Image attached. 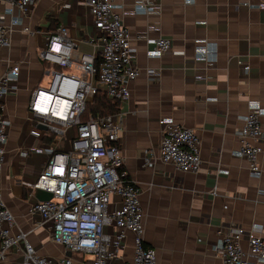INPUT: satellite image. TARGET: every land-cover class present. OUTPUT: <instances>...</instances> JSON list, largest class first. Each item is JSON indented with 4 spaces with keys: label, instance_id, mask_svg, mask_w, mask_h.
Wrapping results in <instances>:
<instances>
[{
    "label": "crops",
    "instance_id": "crops-1",
    "mask_svg": "<svg viewBox=\"0 0 264 264\" xmlns=\"http://www.w3.org/2000/svg\"><path fill=\"white\" fill-rule=\"evenodd\" d=\"M113 1L137 49L139 75L130 84L129 99L119 102L124 116L119 145L125 168L140 188L145 245L156 250L160 264H223L217 252L222 232L236 225L264 235V152L258 178L250 175L248 160L235 153L240 146L237 130L249 113V101H259L264 108V0H160L154 13L138 11V0ZM9 8L0 0L10 37V44L0 47V76L14 64L20 74L16 91L2 101L9 126L1 198L15 217L13 232L25 233L39 254L69 256L73 264H83L92 254L71 252L54 242L52 223L31 212L41 191L29 183L46 164L48 155L38 149L50 138L31 134L34 117L28 104L32 90L48 85L50 79L39 56L50 33L65 26L76 54L100 58L102 32L82 0H39L26 13ZM15 19L19 21L14 23ZM158 37L171 39L172 48L150 56L151 41ZM207 43L215 46L203 56ZM151 69L156 76L150 75ZM64 70L78 73L74 66ZM164 117L199 135V171L184 172L159 159ZM261 121L264 124V116ZM60 144L67 148L65 139ZM152 151L156 158L150 165ZM112 201L113 206L121 204L118 195ZM105 232L113 240L118 231L111 224ZM242 246H248L246 237ZM118 252L116 262L132 260V232L124 233ZM25 254V241L20 240L0 264H26Z\"/></svg>",
    "mask_w": 264,
    "mask_h": 264
},
{
    "label": "built area",
    "instance_id": "built-area-1",
    "mask_svg": "<svg viewBox=\"0 0 264 264\" xmlns=\"http://www.w3.org/2000/svg\"><path fill=\"white\" fill-rule=\"evenodd\" d=\"M12 12L14 8L26 13L39 0H4ZM88 4L95 25L102 32L103 48L100 58L95 54H76L74 43L65 26H59L47 37L40 51L41 61L50 76L48 85L32 90L28 109L34 117L30 130L36 137L50 138L38 150L48 159L39 177L29 186L52 194L49 200H37L31 207L44 222L52 223V239L71 252L92 254L83 264H160L157 252L145 245V213L140 200V188L130 178L119 145L123 128V113L117 111L105 116L87 111L99 89L114 101L130 97V84L139 75L129 31L121 14L115 11L113 0H82ZM160 0H138L136 8L144 13L159 10ZM193 3V0H186ZM264 6V5H263ZM19 19H15L17 23ZM29 31V28H25ZM150 56H161L172 48V41L158 37L152 41ZM10 44L9 32L0 15V47ZM214 44L201 49L208 56ZM215 60V59H211ZM98 63V64H97ZM74 66L78 73L66 72ZM156 76L154 69L149 71ZM20 74L18 64L12 65L0 76V171L5 161L9 120L3 110V97L17 89ZM249 113L237 130L240 146L236 155L249 162L253 177H261L260 155L264 152V108L259 101H249ZM164 125L159 159L169 162L184 172H197L201 166V141L195 129L175 122L170 117L160 120ZM43 127V128H42ZM73 129L67 149L60 144L67 132ZM28 150H24L26 153ZM156 155L152 151L148 164ZM120 197V206H113L112 197ZM114 224L117 234L112 240L105 232ZM15 217L7 208L0 193V261L5 252L20 240L25 241L26 264H73L69 256L52 258L39 254L23 232L14 233ZM126 231L134 235L132 260L119 261V248ZM217 252L223 264H264V235L255 229L246 230L233 225L221 233ZM246 237L247 248L242 239ZM110 244L113 248H110Z\"/></svg>",
    "mask_w": 264,
    "mask_h": 264
},
{
    "label": "trees",
    "instance_id": "trees-1",
    "mask_svg": "<svg viewBox=\"0 0 264 264\" xmlns=\"http://www.w3.org/2000/svg\"><path fill=\"white\" fill-rule=\"evenodd\" d=\"M98 64V63H97ZM119 110V101L107 97L102 89H99L92 101L88 103L87 111L93 115L105 116L114 114Z\"/></svg>",
    "mask_w": 264,
    "mask_h": 264
},
{
    "label": "water",
    "instance_id": "water-1",
    "mask_svg": "<svg viewBox=\"0 0 264 264\" xmlns=\"http://www.w3.org/2000/svg\"><path fill=\"white\" fill-rule=\"evenodd\" d=\"M39 198H40V200H49L52 198V194L49 192H46V191H41V195ZM69 254H71V252Z\"/></svg>",
    "mask_w": 264,
    "mask_h": 264
},
{
    "label": "rangeland",
    "instance_id": "rangeland-1",
    "mask_svg": "<svg viewBox=\"0 0 264 264\" xmlns=\"http://www.w3.org/2000/svg\"><path fill=\"white\" fill-rule=\"evenodd\" d=\"M72 138V129H70L67 132V135L64 137L65 141H66V147L67 149L70 147V139Z\"/></svg>",
    "mask_w": 264,
    "mask_h": 264
}]
</instances>
